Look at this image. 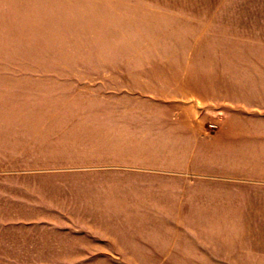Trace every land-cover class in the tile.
Masks as SVG:
<instances>
[{
	"label": "rangeland",
	"instance_id": "1",
	"mask_svg": "<svg viewBox=\"0 0 264 264\" xmlns=\"http://www.w3.org/2000/svg\"><path fill=\"white\" fill-rule=\"evenodd\" d=\"M0 264H264V0H0Z\"/></svg>",
	"mask_w": 264,
	"mask_h": 264
}]
</instances>
